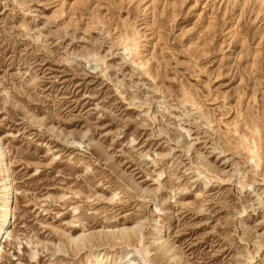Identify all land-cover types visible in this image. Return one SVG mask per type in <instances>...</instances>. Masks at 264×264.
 <instances>
[{"label":"rangeland","instance_id":"obj_1","mask_svg":"<svg viewBox=\"0 0 264 264\" xmlns=\"http://www.w3.org/2000/svg\"><path fill=\"white\" fill-rule=\"evenodd\" d=\"M74 1L0 0V264H264V19L201 53L189 5Z\"/></svg>","mask_w":264,"mask_h":264},{"label":"bare ground","instance_id":"obj_2","mask_svg":"<svg viewBox=\"0 0 264 264\" xmlns=\"http://www.w3.org/2000/svg\"><path fill=\"white\" fill-rule=\"evenodd\" d=\"M118 0H108V6L117 2ZM119 10L124 11L125 16H140L139 25L135 27L136 36L144 37L142 31H151L156 35L155 24H160L167 16L173 19L174 28H178L182 24H191V20L182 18L186 8L189 5V12L186 16L195 14L196 16L192 23V28L182 29L185 40H190L193 46L201 53L204 51L200 45L206 43L209 50L215 48L216 39H228L230 44H233L240 39V41L247 40L246 38H239L237 29L239 23L243 18L250 13L253 15L249 18L252 24L259 23L264 19V0H120ZM96 0H76L72 5L79 9L80 16H100L103 7ZM86 4V5H85ZM113 8V7H112ZM70 9V7H69ZM115 9V8H114ZM108 14L113 15L112 9H107ZM115 11V10H114ZM188 11V10H187ZM140 27V29H137ZM134 30V29H133ZM142 32V33H141ZM260 40L264 36V27L262 29ZM131 40V39H130ZM139 44V43H138ZM135 48L138 46L133 44ZM136 56V54H135ZM252 57V56H251ZM210 59V55L204 57V62ZM151 59L147 57L145 62ZM0 170L3 172L0 181V242L7 233L8 221L11 217V208L9 206L10 197L12 195V184L10 179V172L5 161V153L0 146ZM158 230L157 233H160ZM162 239V236L159 237Z\"/></svg>","mask_w":264,"mask_h":264}]
</instances>
